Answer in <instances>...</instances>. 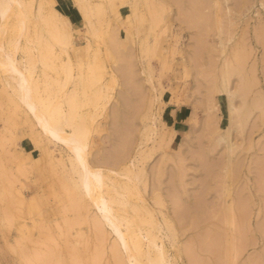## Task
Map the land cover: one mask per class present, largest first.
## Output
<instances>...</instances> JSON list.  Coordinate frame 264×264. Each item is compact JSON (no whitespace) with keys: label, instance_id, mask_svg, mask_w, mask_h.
I'll return each mask as SVG.
<instances>
[{"label":"rangeland","instance_id":"1","mask_svg":"<svg viewBox=\"0 0 264 264\" xmlns=\"http://www.w3.org/2000/svg\"><path fill=\"white\" fill-rule=\"evenodd\" d=\"M25 1L32 2L33 9L40 2L45 15L54 7L60 14L70 17L73 26H67L64 32L73 34L77 30L75 38L68 36L64 43H59L49 37L51 26L32 17L25 21V34L19 33L10 18L8 22L0 20V45L10 50L18 44L14 59L20 67L34 62L30 58L32 54L35 57L43 54L47 66L35 62L37 71L34 75L40 79L48 75L63 81L65 72L60 67L56 71L54 67L63 65L62 61L70 63L74 75L83 72L82 82L86 87L83 91L87 97L77 120L94 119L88 126L87 159L91 161L95 155L94 163L96 159L101 161V156L108 160V154L118 155L116 160L121 158L116 163L123 166L115 167L112 157L115 171L119 169L124 175L125 168L131 166L129 171L133 170L134 174L139 171L138 177L141 173L140 180L137 177L139 183L132 176L137 190L128 179L133 172L125 173L133 187L131 194L126 196L125 189L121 188L124 183L120 182L125 181V185L130 186L125 175L121 177L119 170L117 174H111L106 166H102L104 174L110 176L106 184L110 185V181L118 183H113L115 187L111 184L112 188L117 192L120 190V194L125 192L123 195L133 207L135 205L136 208L130 210V217L136 219L132 220L149 218L151 212L152 222L157 223L156 231L154 228L149 230L147 224L142 225V230L148 227L151 234L155 233L150 237L154 240L158 237L156 244L164 249L166 263L264 264V0H115L113 7L104 8L103 13L94 18L98 30L95 35L87 31L81 11L74 6L76 0ZM196 4L199 5L196 7ZM111 45L115 46L116 54L127 53L125 56L130 57V70L133 68L138 83L136 79H129L137 86L127 80L134 74H126L123 68L122 71L119 66L124 65L121 61L124 59L119 55L120 58L115 60L118 55H112ZM117 67L129 76H124ZM226 70L231 72L228 71L226 80L230 93L241 90L242 81L246 80L243 88L247 91V110L250 109L241 127L233 123L235 128L231 129L230 141L235 145V151L230 153V159L227 157L228 145L223 141L218 143V137L227 133L228 125L233 122L225 92L218 88L225 83L222 73ZM7 79L0 68V264H26L34 248L46 251L49 247L56 248L58 259L66 256L65 261H58L59 264H71L73 259L69 258V253L73 250H67V247L76 242V249L86 256L76 262L116 264L110 247L117 244V235L105 224L102 225L105 234L99 232L105 235L101 239H104L100 246L102 254L97 249L101 234L96 238L94 231L98 230L91 226L93 222H89L92 216L101 220L97 207L92 206L94 201L84 196L87 202L83 206V198L82 201L79 199L81 192L76 196V190L74 202L79 199L85 208L78 206L81 211L75 213L77 205L69 207L73 198H69L65 189L77 178L70 172L69 152L66 147L47 141L33 114L27 113L24 105L16 103L11 86L6 85ZM56 86L53 84L50 89L57 94ZM140 86L143 92L139 90ZM73 87L83 92V87L69 83L61 94ZM137 90L143 93L144 100L139 98L141 94ZM95 91L99 92L94 94ZM120 96L128 103H123ZM236 96L233 103L242 108L245 99ZM55 97H58L55 100L61 98L60 91ZM115 110L120 113L116 119ZM66 129L70 132V127ZM128 137L130 141H127ZM124 143L128 145V152H123L124 149L127 151ZM118 145L125 148L119 149ZM124 157L128 159L125 162ZM105 159L102 163H106ZM226 165L229 166L227 170L231 169V175V172L227 174ZM120 166H125L124 170ZM69 179L71 182L67 184ZM154 192L160 194L164 205L155 203ZM114 195L118 194L115 192ZM174 196L181 200H177L178 205L173 201ZM228 208L233 223L224 224L230 218L225 214ZM8 209L13 210L11 217L6 214ZM17 210L19 215L15 213ZM82 215H87V225L83 223L85 219L81 221ZM66 216L82 223L71 230L74 234H67L63 223ZM152 222V226L155 225ZM234 224L239 225L237 229ZM124 229L125 226L120 227L122 233L126 232ZM140 233L142 238L146 237L145 232ZM118 248V257L121 250L123 263L131 264L132 259L125 258L128 252L122 245ZM226 248L235 251L226 252Z\"/></svg>","mask_w":264,"mask_h":264},{"label":"bare ground","instance_id":"2","mask_svg":"<svg viewBox=\"0 0 264 264\" xmlns=\"http://www.w3.org/2000/svg\"><path fill=\"white\" fill-rule=\"evenodd\" d=\"M114 1L115 0H100L99 2H93L92 0H76V3H74V6L75 7H77L80 11H81V13H82V15H83V17H84V19H85V23H86V26H87V31L88 32H90V33H92L93 35H95V34H97V32H98V30H97V27H96V24H95V22H94V18H96V16L99 14V13H103V11H104V8H106V7H113V4H114ZM177 1H179V0H177ZM32 3V2H31ZM31 3H29V2H26L25 0H0V20L1 21H3V22H8L9 21V19L11 18H13V20H14V22L16 23V28H17V30L19 31V33H23V34H25V30H26V26H24V24H25V21H29L30 20V18L32 17L33 19H35V20H37V22H40V23H43V22H45V23H47L49 26H51V31H49V37H53L55 40H57L59 43H64V39H67V38H69L68 36H74L75 34H76V32H77V30H74L73 31V34H71V32L69 33V32H64L65 31V29L67 28V26H73L72 25V22L70 21V17H68V16H66V15H62V14H60L54 7H53V10H52V12L50 13V14H47V15H45L44 13H43V5L39 2L38 4H36L37 5V8L36 7H34V9H33V5H31ZM195 3H197V2H195ZM202 4V3H201ZM195 5V4H194ZM193 5V6H194ZM197 5H199V4H196V7H197ZM201 8V7H200ZM195 9V8H194ZM195 12V11H194ZM199 12V11H198ZM197 12V13H198ZM199 15V14H198ZM203 19V18H202ZM156 20V19H155ZM201 20V19H200ZM204 20H206V19H204ZM202 21V20H201ZM206 23V22H205ZM201 24V23H200ZM210 24V23H209ZM24 28H25V30H24ZM220 28V27H219ZM220 30V29H219ZM74 38H75V36H74ZM78 38V37H77ZM0 40H1V34H0ZM113 44V43H112ZM113 46L114 45H111V50L113 51V53H112V55L113 54H115L114 56H116V55H118V54H116V50H114L115 49V46H114V48H113ZM18 49V44H15V45H13V48L12 49H10V50H7L6 48H4V47H2L1 45H0V68H1V70L3 71V73L4 74H6L7 76H8V79L6 80V85H9V87L11 86V90L13 91H11L12 93V96L14 95L16 98H17V100H16V103L18 104V106L21 104V105H24V109H25V107H26V109H27V113H31V114H33L32 116H34V120H36V123H37V125L39 126V129L41 130V132L45 135L44 137H47L46 139H47V141L48 142H53L55 145H57V146H60V147H66V150L69 152V155H70V158L69 159H71L70 161L72 162V166L70 165V169H72V170H70V172H72V173H74L76 176H77V178L76 179H73L74 177H71L75 182H71L70 181V179H69V181H67V184H69V182H71L70 184H69V187H71V190H69L68 188L69 187H67V189H65L66 188V186H68V185H66L65 186V190H66V193L67 194H69V198L71 199V198H75L77 195L79 196V191L81 192V194H80V196L79 197H81V198H79L80 200L83 198V204H82V202H78V201H80L79 199H78V197H77V199H78V201H76V202H74L75 201V199L73 200L72 199V202L73 203H69V207H71V208H74V206L75 205H77V207L75 206V209H77V211H75V209H74V211L73 212H75V213H77L78 212V210H79V212L81 211L80 209H84L85 207H82L81 205H83V206H85L86 204V202L84 201V200H86L85 198H84V196L87 198V197H89L88 199L90 200V199H92L93 201H94V203L92 202V201H90V203L92 202V204H94V205H92L94 208H95V206L97 207V210H98V213H99V215H100V217H101V220H100V218H99V220H98V218L95 216H92V218H90V216H89V218L92 220H88V218H87V215L86 216H84V215H82V219H81V221L82 220H84L85 222H83V223H87V221H89V222H93L92 224H91V226L93 225L94 226V228L96 229V230H98V232L96 231H94V233H97V234H95V235H97L96 236V238L97 237H99L100 236V234H101V237L100 238H98L97 240H98V243H100V245L98 244V246H97V249H98V251H101L102 250V248L100 249V246L102 245V241L104 240H102L101 241V239L102 238H104V236H103V234H105V229L102 227V225L103 224H105L106 225V227H109V228H111L110 230H113L112 232L113 233H116L115 235H117V244H113V246H111L110 248H111V250H112V252H114V254H113V257H114V259H116V264H124L123 263V257H120L121 255L123 256V254H122V251L121 250H119V257H118V246L119 245H122V247H123V249L125 250V251H127V252H124V254L125 253H127V255L128 256H124L125 258H128L129 257V259H132L131 261H130V263L131 264H167L166 263V258L164 257V254H165V251H162V250H164V249H160L159 247H161V246H159L158 247V245L156 244L157 242H156V239L158 240V237H156L155 238V240H154V234H151L152 232L151 231H148V229H146V228H148V227H146L144 230H142V225L143 224H147V226H149L150 225V228H149V230H151V229H153L154 228V231H156L155 229L157 228H155V226H156V224L157 223H155V221H154V223H155V225H153L152 226V224H151V222H152V216H150L151 215V212H149L150 214H149V218L147 217L146 219H145V217L144 218H141L139 221H134V220H132V219H135V218H132V216L130 217V210L131 209H135L136 207H135V205H134V207H133V205L132 204H130V201H129V199H127L124 195H125V192H126V196H128V194H131V191H133V190H131V188H133L134 186H135V184H134V182L135 181H133L132 180V176H134V178L135 179H137V177H138V175L137 174H139V171H138V173H137V171H136V173L134 174V172H133V170H132V168H131V170H132V172H133V175L131 174V176L128 178V179H131L132 180V182H131V180H128L127 178H126V176H127V174H129L130 175V173H132L131 171H129L130 169V167L131 166H129L128 168L126 167L125 168V170L121 167V166H123L122 164H118V163H116L117 162V160L118 161H120V156H119V159H117L116 160V158H117V156L118 155H109L108 154V156L110 157V159H108L107 160V158L105 159V157H103V156H101L100 158H101V161H99L100 159H96L98 162L97 163H100V165H98L97 163H96V160L94 161V163H96V164H94L93 163V160L96 158L95 157V155H94V157H93V160L91 159V161L90 160H88L87 159V140L89 139V130H88V126L91 124V122L94 120L93 119V117L92 118H90L89 120H86V121H83V122H81V121H79V120H77V118L78 119H80V117H78L79 115H81V106H82V103H84L85 102V100H86V97H87V94H86V91L84 92L83 90H84V88H86L85 86H84V84H83V82H82V75H83V72L81 71L82 70V67L80 66L79 67V70L81 71V73L82 74H78L77 76L76 75H74V73H72V68H71V65H70V63L69 62H66V64H65V61H62V60H60V62L62 61L64 64L63 65H61V66H58V65H55L54 67H55V70L58 68V67H60L61 69H62V71H64L65 72V79H64V77H63V81L62 80H57V78L55 79V78H52V77H47V76H44V77H42V79H40V77H38V76H36V75H34V74H36V71L37 70H35V68H36V63L37 62H42L43 64H44V66H47V64L45 63V59H46V57L42 54V55H40V56H38V57H35L33 54L30 56V58L33 60L34 59V62L32 61V63L30 62L28 65L27 64H25V65H23L22 63H21V60L19 61L23 66L22 67H20L19 65H18V61H17V59H14V57H15V53H16V50ZM146 50V49H145ZM144 50V51H145ZM147 51V50H146ZM145 51V52H146ZM146 54V53H145ZM56 55V54H55ZM120 55V54H119ZM119 55L118 56H116L117 58H115V60L116 59H118V57H119ZM123 56H121L120 55V57H123V59H124V61L123 60H121L122 61V63H124V65L122 66V65H120L119 67L122 69H124L125 70V72H126V74L129 72V74L130 73H132V74H134L133 72V68H132V70H130L131 69V67H132V65H131V62H130V57H126L125 55H127V53L124 55V54H122ZM119 57V58H120ZM59 58H61V57H59ZM69 59H70V56L68 57ZM30 59V60H31ZM56 59H58V55H57V58ZM69 59H67L68 61H70ZM23 61V60H22ZM118 61V60H117ZM120 61V60H119ZM118 61V62H119ZM24 62V61H23ZM36 62V63H35ZM61 62V63H62ZM120 68H118L117 67V69H118V71H120L121 72V69ZM122 69V71H124ZM231 70V69H230ZM57 71V70H56ZM229 70H226V71H224L223 73H222V77L224 78V80H225V83H222V85H219L220 87H218V88H221V90L223 91V92H225V96H226V98H227V101H228V111H229V114H230V116L232 117L233 116V122L230 124V125H228V127H227V133H224V134H221L218 138H219V141H218V143L219 142H224L225 143V145H228L227 147H228V152H229V155L227 154V157H229V159H230V153L232 154L233 152V148H235L234 146V144L232 143V141H230V132H231V129L234 127V126H237V127H241L242 125H243V120H245V117H246V113H248V110H250V109H248L247 110V108H248V105H247V103H246V98H247V91H246V88H243L244 87V83H246V82H244V81H246V80H244V77H243V80L244 81H242V84H243V87H242V89L241 90H238V91H236L235 93H230V91L228 90V85H227V82H226V80L229 78V72H228ZM42 73H44V71L42 72ZM59 73V72H58ZM58 73H56V74H58ZM124 76L126 75L124 72H121ZM231 73V72H230ZM28 74H29V76H28ZM59 75V74H58ZM58 75H55V77L56 76H58ZM122 75V76H123ZM126 76H129V75H126ZM131 76H133V77H131ZM135 74L134 75H131L130 74V76L128 77V81H130L131 79H129V78H133V79H136L135 77ZM38 78L40 79V80H38ZM125 78V77H124ZM127 78V77H126ZM125 78V79H126ZM132 79V80H133ZM131 80V84H135L136 82L138 83V81H137V79L135 80L136 82H134V81H132ZM229 81V80H228ZM72 84V85H75L76 87H78V85L79 86H81V87H83L82 88V91L84 92H81V91H77V90H75L76 88L75 87H73L72 88V90H68V91H66V90H64V91H66V92H64V94H61L62 92H61V90H63V89H65V87L67 88V86H68V84ZM123 83H125V82H123ZM248 83V82H247ZM55 85V84H57V86L56 87H58V88H54L55 89V91L57 92V94H59V91H60V95H61V98H59V99H56L55 100V98H58V97H60V96H58V97H55V95H57L55 92H54V90L53 89H50V87H51V85ZM67 85V86H66ZM126 84H124L123 86H125ZM140 85V84H139ZM138 85V86H139ZM135 86H137L136 84H135ZM247 86V85H246ZM8 87V86H7ZM247 89H248V87H247ZM124 90V89H123ZM139 90H141L142 91V89H141V86H140V89ZM100 91V90H99ZM99 91H95L94 92V94H97ZM138 91V90H137ZM246 91V92H245ZM139 93H140V91H138ZM143 92V91H142ZM123 94L125 93V92H122ZM138 93V94H139ZM246 93V94H245ZM122 94V95H123ZM141 94V95H140ZM139 95L142 97L143 95V93H140ZM249 94V93H248ZM105 95V94H104ZM125 95H126V93H125ZM125 95H123L124 97H125ZM239 96V97H241V98H243V101H244V99H245V101L243 102L244 104V107H243V105H242V108H238V107H236L235 105H234V103H233V98L235 97V96ZM123 96H120V97H122V99L124 98ZM236 96V97H237ZM141 97H139L140 99H142V100H144L143 99V97L141 98ZM127 100H129V102H132V101H130V97H128L127 96ZM121 99V100H122ZM139 99V100H140ZM97 99L95 98V101H96ZM125 102H123V103H126L127 101H126V99H123ZM142 100H140V101H142ZM90 101H92L91 99H90ZM144 102V101H143ZM128 103V102H127ZM142 103V102H141ZM253 105V104H252ZM125 106V105H124ZM129 106V105H128ZM144 106V105H143ZM142 106V107H143ZM254 107H255V104L253 105ZM252 106V107H253ZM49 107H51V109H49ZM20 108H21V106H20ZM144 108V107H143ZM247 110V111H246ZM26 111V110H25ZM115 112L116 113H114V115H115V119H116V115H117V117L118 116H120L119 114H117V111L115 110ZM118 112H120V111H118ZM252 112V111H251ZM122 113H124V112H122ZM121 113V114H122ZM26 114V113H25ZM125 114V113H124ZM124 114L122 115V116H124ZM113 115V116H114ZM28 116V115H27ZM29 116H31V115H29ZM31 116V117H32ZM249 117V116H248ZM113 118V117H112ZM247 118V117H246ZM118 119V118H117ZM234 119H235V121H234ZM92 120V121H91ZM123 120H124V118H123ZM35 122V121H34ZM233 123H235L236 125H234L233 126ZM34 125V124H33ZM130 126V125H129ZM34 127V126H33ZM66 127H70V132H68L67 131V129H66ZM115 127H117V125L115 126ZM35 128V127H34ZM235 128V127H234ZM234 128H233V130H234ZM125 129H126V127H125ZM118 132V131H117ZM121 132V131H120ZM41 133V134H42ZM147 133V132H146ZM132 134V133H131ZM225 134H226V137H225ZM115 135H117L116 133H115ZM124 136H126V135H124ZM130 136V135H129ZM35 137H37V136H35ZM149 137V136H148ZM127 138V137H126ZM147 138V137H146ZM128 139H129V137H128ZM121 140V139H120ZM123 140V139H122ZM166 140V139H165ZM118 141H119V139H118ZM127 141H130V139L129 140H127ZM122 143V142H121ZM125 143H126V141H125ZM124 143V144H125ZM131 143V142H130ZM123 144V145H124ZM122 145V146H123ZM125 146H126V144H125ZM118 147H119V145H118ZM124 147V146H123ZM121 148V147H119V149L121 148V149H124V148ZM127 147H128V145L126 146V149H127ZM107 150V149H106ZM112 151H114V150H112ZM120 152L121 151H123V150H119ZM119 151H117V152H119ZM129 150L127 149V151L124 149V151L123 152H128ZM235 151V150H234ZM116 152V153H117ZM123 152L121 153V154H123ZM227 152V153H228ZM143 153V151H141V153H139L140 155ZM96 154V153H95ZM104 154V153H103ZM119 154V153H118ZM126 154V153H125ZM99 155V154H98ZM106 155V154H105ZM120 155V154H119ZM116 156V157H115ZM143 156V155H142ZM113 157V159H115L113 162H111L112 161V158ZM128 158H129V155L127 156ZM200 157H202V156H200ZM102 158H104L105 159V161L107 160V161H109V162H107L106 161V163L105 162H103L102 163V161L104 160V159H102ZM131 158V157H130ZM129 158V159H130ZM227 159V158H226ZM126 161V160H128V159H125V157H124V159H123V161ZM69 161V162H70ZM122 161V160H121ZM124 161V162H125ZM230 161V160H229ZM228 161V165L230 166V163L231 162H229ZM70 162V163H71ZM92 162V163H91ZM124 162H121V163H124ZM102 163V164H101ZM107 163L109 164V165H111V166H109V165H107ZM111 163H113L114 164V166L115 167H119V165H121L120 167L122 168L121 170H124L125 171V173H127L126 175H125V173H123L124 175H125V178H126V182H130V186H128L129 184H126L125 185V181L123 182L122 180H120V182H122V183H124L123 185L121 184V183H119V186H123V187H121V188H124L125 189V192H122V194H120V190H119V192H117L118 190H114L115 188H112V186H114L113 185V183H116L115 181L112 183L111 181L109 182V184L111 183L112 184V186H111V184L110 185H107L106 184V181H109V178H110V176H106L107 174L105 173L104 174V172H103V169H102V166H106L107 167V169L111 172V174L112 173H116L117 174V171L119 170H117V171H115L117 168H115L114 166H113V164H111ZM128 163V162H127ZM116 164H118V165H116ZM134 165V164H133ZM132 165V166H133ZM212 165V164H211ZM95 166V167H94ZM112 166H113V168L115 169H113L112 168ZM127 166V165H126ZM214 166V165H213ZM229 166H228V168H227V165H226V170L227 169H229ZM0 169H2V167L0 166ZM127 169V170H126ZM129 169V170H128ZM225 170V169H224ZM231 170V169H230ZM230 170H227L226 172H228L227 174H229L231 171ZM234 170V169H233ZM232 170V171H233ZM128 171V172H127ZM142 171V170H141ZM140 171V172H141ZM108 172V171H107ZM109 172V173H110ZM120 170H119V174H120ZM122 173V172H121ZM110 174V175H111ZM118 174V175H119ZM232 174V172L230 173V175ZM64 175H65V173H64ZM121 175V177L122 176H124V175H122V174H120ZM119 175V176H120ZM128 175V176H129ZM140 175H141V173H140ZM139 175V177L141 178V176ZM66 176V175H65ZM70 176H73L72 174L70 175ZM118 176V177H119ZM139 177H138V179H139ZM143 177V176H142ZM229 177V176H228ZM232 177V176H231ZM108 178V179H107ZM115 178V177H114ZM133 178V179H134ZM172 178V177H171ZM6 179V178H5ZM107 179V180H106ZM116 179H118L119 180V178H116ZM134 179V180H135ZM138 179L136 180V182H138ZM159 179V178H158ZM114 179H112V181H113ZM125 180V179H124ZM140 180V179H139ZM142 181V180H141ZM157 181V180H156ZM172 181H173V179H172ZM172 181H171V183H172ZM118 182V181H117ZM140 182V181H139ZM138 182V183H139ZM108 183V182H107ZM131 183H132V185H133V187H131ZM138 183H136V185L138 184ZM175 183V182H174ZM117 185H118V183H116ZM121 184V185H120ZM157 184V183H156ZM173 184V183H172ZM73 187H72V186ZM176 186V185H175ZM231 186V185H230ZM115 187V186H114ZM117 187V186H116ZM156 187V186H155ZM73 188V189H72ZM120 188V189H121ZM138 188V187H137ZM117 189V188H116ZM124 189H121L122 191L124 190ZM136 188L134 187V190H135ZM69 190V191H68ZM76 190H78V191H76ZM137 190V189H136ZM156 190V189H155ZM154 190V191H155ZM68 191V192H67ZM77 192V194H76V196H75V193ZM153 191V190H152ZM116 192V194H118L117 196H115L114 195V193ZM138 192V191H137ZM156 192V191H155ZM154 192V193H155ZM176 192V191H175ZM82 193L84 194L83 196H82ZM123 193H124V195H123ZM139 193V192H138ZM137 194V193H136ZM159 193H155V196H153L154 198H156L155 200H157L155 203L159 206L160 204L162 205H164V203H162V200L163 199H161V198H159V196H160V194L158 195ZM140 195V194H139ZM154 195V194H153ZM158 196V197H157ZM175 197V196H174ZM174 197H173V201L175 200V201H179V202H181V200H179V197H178V199L176 198V199H174ZM153 198V199H154ZM233 199V198H232ZM88 200V201H89ZM140 200V199H139ZM141 200H142V198H141ZM141 200H140V202H141ZM154 200V201H155ZM71 201V200H70ZM143 201V200H142ZM178 201H177V203H176V205H178ZM78 202V203H77ZM85 202V203H84ZM163 202H165V201H163ZM238 202V201H237ZM89 203V202H88ZM144 203V202H143ZM142 203V205H146V204H143ZM154 203V204H155ZM174 203V202H173ZM222 203V202H221ZM73 204H75V205H73ZM81 204V205H80ZM73 207H72V206ZM91 205V204H90ZM180 205V204H179ZM80 207V209H79V207ZM175 206V205H174ZM223 206V205H222ZM117 207V208H116ZM138 207V206H137ZM140 207V206H139ZM65 208V207H64ZM179 208V207H178ZM229 208H231V206L229 207ZM229 208L228 209H225L227 212L225 213L226 215H227V217L228 216H230V218H227L226 220H227V222L226 223H224V224H230L232 221H231V215H232V212H231V214H230V212L228 211L229 210ZM236 208V207H235ZM141 209V208H140ZM184 208H182V210H183ZM64 210V209H63ZM73 210V209H72ZM71 210V211H72ZM142 210V209H141ZM176 210H180V209H176ZM175 210V211H176ZM186 210L188 211V209H185V212H186ZM231 211H232V209H230ZM12 209H8L7 211H6V214L8 213V217H11L12 216ZM135 211V210H134ZM138 211V210H137ZM145 211V210H144ZM149 211H151V209L149 210ZM224 211V210H223ZM73 212H71V213H73ZM178 212H180V211H178ZM182 212V211H181ZM222 212V211H221ZM225 212V211H224ZM16 215H19L20 214V212H19V210H17L16 212ZM75 213H74V215H75ZM138 213V212H137ZM154 213V212H153ZM183 213V216H184V212H182ZM181 213V214H182ZM238 214H241L240 212H237ZM244 213V212H243ZM246 213V212H245ZM248 213V212H247ZM187 214V213H186ZM219 214V213H218ZM217 214V215H218ZM234 214V213H233ZM146 215H148V214H146ZM163 215V214H162ZM174 215V214H173ZM223 215V214H222ZM242 215V214H241ZM248 215V214H247ZM176 216V215H175ZM178 216V215H177ZM179 216H180V214H179ZM178 216V217H179ZM199 216V215H198ZM67 217V219H65L64 218V220L65 221H63V223H64V227H65V229H66V231L68 232L67 234L69 235L70 233H72L73 231H71L73 228H74V226L76 225L77 226V224H80L81 223V221H80V223H79V220L78 219H76V221H75V219L73 220V218H69L68 216H66ZM75 217V216H74ZM84 217V218H83ZM86 217V218H85ZM177 217V218H178ZM182 217V216H181ZM180 217V218H181ZM185 217V216H184ZM183 217V218H184ZM222 217V216H221ZM234 217V216H233ZM239 217V216H238ZM245 217V216H244ZM97 218V219H96ZM132 218V219H131ZM154 218V217H153ZM163 218V217H162ZM223 218V217H222ZM94 219V220H93ZM96 219V220H95ZM186 219V218H185ZM217 219V218H216ZM223 219H225V218H223ZM98 220V221H97ZM136 220V219H135ZM154 220V219H153ZM179 220V219H178ZM177 220V221H178ZM200 220V219H199ZM207 220H208V218H207ZM235 220V219H234ZM183 221V220H182ZM194 221V220H193ZM223 221V220H222ZM167 222V221H166ZM171 222V221H170ZM220 222V221H219ZM149 223V224H148ZM153 223V222H152ZM153 223V224H154ZM221 223V222H220ZM233 223V222H232ZM82 224V223H81ZM88 224V223H87ZM86 224V225H87ZM101 224V225H100ZM167 224V223H166ZM169 224V223H168ZM187 224V223H186ZM104 225V226H105ZM121 225H123V226H121ZM235 225V224H234ZM242 225V224H241ZM124 226L126 227V229H124V230H126V232H127V234H126V232L124 231L123 233L121 232V230H120V227H122V228H124ZM158 226V225H157ZM232 226V225H231ZM236 226H239V225H235V227ZM63 227V228H64ZM88 227V226H87ZM101 227L103 228L102 230H101ZM143 227H144V225H143ZM187 227V226H186ZM185 227V228H186ZM233 227V226H232ZM231 227V228H232ZM242 227V226H241ZM189 228V227H188ZM233 229V228H232ZM236 229H237V227H236ZM248 229H249V227H248ZM158 230H160V227L158 228ZM158 230H157V232H158ZM184 230H186V229H184ZM264 230V229H263ZM101 231H103L102 233H99V232H101ZM145 232V233H143V234H146L145 236L146 237H144V238H142L141 237V233L140 232ZM187 231V230H186ZM150 232V233H149ZM174 232H176V231H174ZM173 232V233H174ZM185 232V231H184ZM184 232H183V234H184ZM235 232H237V230L235 231ZM234 232V233H235ZM238 232H239V230H238ZM248 232V231H247ZM253 232V231H252ZM147 233H149V235L147 234ZM246 233V232H245ZM73 234H74V232H73ZM87 234V233H86ZM112 234V233H111ZM141 234V235H140ZM150 234L151 235H153V237L151 238L150 237ZM158 234V233H157ZM247 234V233H246ZM149 237H148V236ZM173 235V234H172ZM227 235V234H226ZM240 235V234H239ZM70 236H72V234L70 235ZM69 236V237H70ZM103 236V237H102ZM144 236V235H143ZM241 236H243V233H242V235ZM245 236V235H244ZM173 236H171V238H172ZM174 237H176V236H174ZM232 237V236H231ZM168 238H169V236H168ZM100 239V240H99ZM174 239V238H173ZM176 239V238H175ZM235 239H237V238H235ZM116 240V239H115ZM212 240V239H211ZM246 240V239H245ZM244 240V241H245ZM69 241V240H68ZM100 241V242H99ZM174 241V240H173ZM214 241V240H213ZM219 241V240H218ZM72 242V241H71ZM120 244H119V243ZM211 242V241H210ZM73 243H75V242H73ZM114 243H116V241L114 242ZM191 243V242H190ZM227 243V242H226ZM231 243V242H230ZM233 243V242H232ZM242 243V242H241ZM256 243V242H255ZM72 244V243H71ZM76 245H77V242L75 243ZM75 244H73V246L71 245L70 247H72V248H68L67 247V250L68 249H71V250H73V251H70V253H69V258L71 259H73V261H71L72 263L71 264H81V262H76V260H81L82 258H83V256H84V254H82L81 255V253L79 252V250L78 249H76L77 248V246L75 245ZM119 244V245H118ZM173 244H174V242H173ZM188 244V243H187ZM213 244V243H212ZM246 244V243H245ZM118 245V246H117ZM186 245V244H185ZM189 245V244H188ZM238 245V244H237ZM187 246V245H186ZM76 250H78V252H75V249ZM227 247V246H226ZM234 247H235V245H234ZM246 247V246H245ZM252 247V246H251ZM162 248V247H161ZM232 248V247H231ZM230 248V249H231ZM122 249V250H123ZM185 249V248H184ZM183 249V250H184ZM187 249V248H186ZM191 251H192V249H191V247L189 248ZM236 250H237V248H235ZM223 250H225V249H223ZM228 249L226 248V252H230L231 250H233V249H231V250H228ZM233 251H235V250H233ZM102 252L103 251H101V254H102ZM189 252V251H188ZM187 252V253H188ZM238 252V251H237ZM236 252V253H237ZM68 253V252H67ZM225 253V252H224ZM241 253V252H240ZM121 254V255H120ZM239 254V253H238ZM93 255V254H92ZM98 255L100 256V252L98 253ZM187 255V254H186ZM185 255V256H186ZM197 255V254H196ZM232 255V254H231ZM236 255V254H235ZM166 256V255H165ZM190 256V255H189ZM188 256V257H189ZM84 257H86V256H84ZM226 257V256H225ZM237 257V256H236ZM121 258H122V260H121ZM190 258H192V257H190ZM231 258V257H230ZM234 258V257H233ZM258 258V257H257ZM64 259V261L66 260V256H64L63 255V257H61V258H59L58 259V254H57V252H56V248H54V247H49V249L48 250H46V251H41V250H38V249H36V248H34L33 249V252H32V254L30 255V257L26 260V264H59L58 263V261L59 260H63ZM193 259H194V257H193ZM196 259V258H195ZM227 259V258H226ZM262 259V258H261ZM83 260V259H82ZM126 260H128V259H126ZM168 260V259H167ZM191 262L193 261V260H190ZM128 262V261H127ZM195 262V261H194ZM199 262V261H198ZM208 262V261H207ZM169 263V262H168ZM190 263V262H189ZM129 264V263H128ZM169 264H172L171 262L169 263ZM192 264V263H191ZM200 264V263H199ZM233 264H234V262H233ZM254 264V263H253Z\"/></svg>","mask_w":264,"mask_h":264}]
</instances>
